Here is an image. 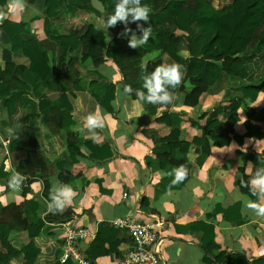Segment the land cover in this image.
<instances>
[{"label": "trees", "instance_id": "trees-1", "mask_svg": "<svg viewBox=\"0 0 264 264\" xmlns=\"http://www.w3.org/2000/svg\"><path fill=\"white\" fill-rule=\"evenodd\" d=\"M100 2L105 8L103 14L91 7L90 0H25L22 20L5 19L0 23V106L3 111L0 136L7 142L6 152L12 168L5 172L0 167V184L5 189H9L8 181L13 173L19 172L25 178L21 186L23 196L30 192L32 183L41 182V195L47 199L51 180L73 186L76 177L71 176L70 168L83 156L82 147L95 162L111 158L109 144L98 145L73 130L77 124L73 106L77 94L87 93L97 106L113 115L111 102L117 88L125 99L136 101L135 92L124 94V85L144 90L141 76L161 64L183 66L181 85L169 90L182 95L180 107L184 112L193 111L192 127L202 121L203 126L197 128L201 130L216 123L217 118L223 120V124L219 132L210 136L195 135L184 140L180 129L184 112L170 111L177 100L169 105L139 103L147 115L155 117V125L162 126L141 131L151 146L145 166L165 174L157 185L155 199L185 185L191 175V148L195 149V165L200 168L212 148L229 145L234 125L239 122V112L246 117L242 124L243 138L264 141V104L259 109L252 106L264 94V0H141L151 9L152 34L148 43L137 49L128 47V39L119 35L124 30L122 23L114 28L105 27L117 0ZM8 3L9 0H0V7ZM90 16L101 20L103 29L88 22ZM35 22H41L44 34L41 40L32 32ZM129 27L136 30L135 23ZM107 36L121 53L119 83L107 81L96 70L82 69L97 60V55L93 54L97 53L96 48L91 42L105 41ZM154 54V58H147ZM90 75L92 79L87 78ZM218 96L217 106L201 111L208 98ZM117 125L128 135L127 127L120 121ZM62 136V153L50 160L43 137ZM241 157L244 162L249 159L247 154L242 153ZM256 157L255 166L264 167V159ZM181 165L187 168V177L173 183V170ZM249 179L250 176L243 177L245 182ZM40 209L41 203L38 210L32 211L25 202L0 207V223L21 227L28 238L19 248L7 235L0 234V264L12 261L35 264L40 253L35 238L41 230L48 233L50 224L67 223L72 217L67 215L69 212L61 215L48 212L43 221ZM213 229L209 226L207 238L201 239L203 260L207 264H264V256L249 261L242 255L220 251ZM121 233H126L132 244L126 230L110 223L99 224L94 241L84 252L86 257L93 263L95 256L116 254L114 242ZM61 254L62 249L51 264H72L71 261L61 263Z\"/></svg>", "mask_w": 264, "mask_h": 264}, {"label": "crops", "instance_id": "crops-1", "mask_svg": "<svg viewBox=\"0 0 264 264\" xmlns=\"http://www.w3.org/2000/svg\"><path fill=\"white\" fill-rule=\"evenodd\" d=\"M7 6H3L2 10L8 14L6 19L18 22L25 17L24 11L19 14L9 13ZM3 7H0V10ZM95 21L96 25H102L101 20L97 19L98 23ZM31 27L40 40L44 38L41 22H35ZM114 48L113 51L116 50ZM93 54L97 55L95 52ZM120 57L121 53L115 54V60ZM95 65L87 64L82 69L96 70L107 81L114 83L121 80L118 66L115 73L106 76L105 72L96 69ZM87 78L92 79V75ZM178 96L181 98L176 101V106L170 109L171 112H184L180 107L182 95ZM90 100L92 99L87 93L77 94L73 102L77 124L73 130L84 139H93L98 145L109 144L113 156L95 162L87 156L88 150L81 148L83 156L70 168L71 176L76 177L72 184L75 195L71 205L63 212H58L59 215L69 212L67 215L72 217L68 222L77 227L88 228L92 232L93 237L81 244L84 252L94 241L99 224H109L115 218L128 215L152 224L161 223L159 264H207L203 260L201 239L203 236L207 238L209 226L214 228V241L220 251L228 255H242L249 261L264 256V217L256 216L245 207L246 202L256 201L257 197L251 194L249 187L241 184L244 176L251 178L259 168L253 163L256 156L264 159V141L243 138L242 124L246 120L243 113L239 112V122L234 125V135L228 146L212 148L209 158L200 168L195 165V149L191 148V175L185 185L180 190L166 192L155 199V190L165 174L160 171L153 172L145 166L144 160L151 155V146L141 131L148 127L158 129L162 126L155 125V117L147 115L136 101L125 99L118 88L111 102L113 115L107 114ZM219 103L220 96L208 98L201 111H208ZM263 104L264 94H261L252 106L259 109ZM92 114L99 115L103 127L90 131L86 127V118ZM2 116L0 106V117ZM193 117V111L185 110L180 125L184 140H190L195 135L210 136L221 130V119H216L217 125L214 121L199 130L197 128L203 126V122L192 127L190 122ZM118 121L129 129L128 135L119 128ZM5 141L0 136V167H7L5 172H8L12 168ZM63 141V136L44 137V149L50 160L60 157L64 148ZM242 153L249 155L247 162L243 161ZM56 182L55 179L50 181L49 190ZM29 189L30 192L23 196L22 188L14 191L11 188L5 189L0 184V207L18 206L25 202L32 211H36L41 203L39 212L44 221L48 214L49 198L45 199L41 195L42 183H32ZM123 194L126 196L123 197ZM36 196L38 198L35 200ZM62 224H50L48 233L42 229L35 238L40 248L35 264H51L56 260L61 251ZM0 234L7 235L15 247L20 248L28 241L26 232L11 224L0 223ZM126 238L127 234L121 233L114 242L118 252L113 256H95L93 264H119L132 248L130 239ZM11 264L31 263L12 261Z\"/></svg>", "mask_w": 264, "mask_h": 264}, {"label": "clouds", "instance_id": "clouds-1", "mask_svg": "<svg viewBox=\"0 0 264 264\" xmlns=\"http://www.w3.org/2000/svg\"><path fill=\"white\" fill-rule=\"evenodd\" d=\"M25 0H9V13L19 14L25 8ZM151 9L141 3V0H117L112 15L108 16L105 21L107 29L114 28L118 23L124 25V30L119 35L128 39V47L132 49L141 48L147 44L151 34L152 27L149 21ZM8 18V14L0 11V23ZM143 22V23H140ZM136 24V30L129 27L130 24ZM148 26L145 27L144 25ZM137 32L140 35H137ZM183 66L178 63L161 64L155 67L151 73L141 76L143 81L142 89H133L131 85H124V94L131 95L135 92L136 102H144L152 105H169L180 99L174 91L181 85L183 79ZM86 127L91 131L97 127H103L102 119L98 114L89 115ZM11 134V130H9ZM175 179L173 183L183 181L187 177V168L183 165L173 170ZM24 177L19 173H13L9 178L8 187L12 190L21 188ZM242 186L250 188L253 196L257 197L256 201H248L245 207L251 210L256 216L264 217V167L257 168L255 174L248 180H241ZM75 193L71 185L63 184L57 181L49 190L48 212L56 214L63 212L64 209L71 205Z\"/></svg>", "mask_w": 264, "mask_h": 264}, {"label": "built area", "instance_id": "built-area-1", "mask_svg": "<svg viewBox=\"0 0 264 264\" xmlns=\"http://www.w3.org/2000/svg\"><path fill=\"white\" fill-rule=\"evenodd\" d=\"M5 145L7 144L4 143ZM3 170H8L3 167ZM27 185L25 184L24 187ZM126 194H123L125 197ZM110 224L121 230H126L132 238V248L121 259L119 264H159L160 261V227L161 223H148L138 217L124 216L115 218ZM62 254L61 263L71 261L72 264H93L86 257L81 244L93 237L92 232L85 227H77L70 222L61 225Z\"/></svg>", "mask_w": 264, "mask_h": 264}, {"label": "rangeland", "instance_id": "rangeland-1", "mask_svg": "<svg viewBox=\"0 0 264 264\" xmlns=\"http://www.w3.org/2000/svg\"><path fill=\"white\" fill-rule=\"evenodd\" d=\"M2 10H4V7L0 11H2ZM90 17L87 18L88 22L94 23V21H95L94 18L93 17L90 18ZM96 21H97V19H96ZM97 23H98V21H97ZM96 26L98 28L103 29V26L100 24H97ZM91 44L94 45V47L97 49L96 50L97 60L95 62V64H96L95 68L100 70L101 72H105L104 75H106V76H110V73H115L116 66H119V63H117L118 60H115V54H117L118 52L120 53V51L115 46V44L111 41L110 37L107 36L105 41L95 39V42L94 43L91 42ZM99 46H100V50H98ZM114 47L116 48V50L113 51ZM154 57H155V54L147 56V58H149V59L154 58ZM90 101L93 102L92 100H90ZM215 125H217V123ZM43 139H44V137H43Z\"/></svg>", "mask_w": 264, "mask_h": 264}, {"label": "water", "instance_id": "water-1", "mask_svg": "<svg viewBox=\"0 0 264 264\" xmlns=\"http://www.w3.org/2000/svg\"><path fill=\"white\" fill-rule=\"evenodd\" d=\"M90 4H91V7L95 11H97L101 14H103L105 12V8H104L103 4L100 2V0H90Z\"/></svg>", "mask_w": 264, "mask_h": 264}]
</instances>
